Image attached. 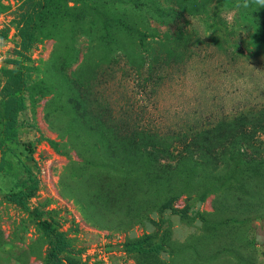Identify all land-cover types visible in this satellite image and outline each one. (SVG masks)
Wrapping results in <instances>:
<instances>
[{"label": "rangeland", "instance_id": "374dc122", "mask_svg": "<svg viewBox=\"0 0 264 264\" xmlns=\"http://www.w3.org/2000/svg\"><path fill=\"white\" fill-rule=\"evenodd\" d=\"M28 1L0 0V89ZM263 23L264 0H50L12 139L0 96V264H264V162L239 126L195 141L264 106Z\"/></svg>", "mask_w": 264, "mask_h": 264}, {"label": "trees", "instance_id": "16d2710c", "mask_svg": "<svg viewBox=\"0 0 264 264\" xmlns=\"http://www.w3.org/2000/svg\"><path fill=\"white\" fill-rule=\"evenodd\" d=\"M49 3L50 0H29L27 9L19 14V18L16 20L18 36L21 40L19 44V55L22 58L20 60H8L12 62L15 67H5L2 70L4 83L0 89V96L4 101V108L1 136L4 139H12L18 133V118L20 113L25 109V100L23 97L26 88L24 68L27 67V65L25 59L35 42L36 23L43 17L44 10L48 7ZM258 7L261 11L260 5ZM250 14L251 13L244 14L243 18L246 17L247 20L251 19ZM252 20L254 23L257 22L253 18ZM262 26L264 27V23ZM238 126L241 128L240 133L242 134V141L247 148L254 149L258 147L260 149V151L257 152L251 149L250 152L245 151L240 155L247 162H264V156H262L261 153L264 152V150L260 147L264 146V143L256 138V131H261V129L264 128V106L262 109L254 110L251 113L229 116L219 121L214 127L202 128L196 132L195 135L197 137L195 136V141L206 144V142L210 143V139H228L233 130ZM253 132H255V134H253ZM229 145L231 144L229 143ZM38 184L39 180L35 178L30 186L31 190L11 191L8 193V196L14 203L22 207H27V200L33 195V191L38 188Z\"/></svg>", "mask_w": 264, "mask_h": 264}, {"label": "built area", "instance_id": "2783aa9c", "mask_svg": "<svg viewBox=\"0 0 264 264\" xmlns=\"http://www.w3.org/2000/svg\"><path fill=\"white\" fill-rule=\"evenodd\" d=\"M45 167H48L46 165H43V164H40V170H41V173H44V174H48V169L45 168ZM96 252H99V259L103 262V264H110V256L107 254V252H103V249H97V248H94L92 250V253H96Z\"/></svg>", "mask_w": 264, "mask_h": 264}]
</instances>
